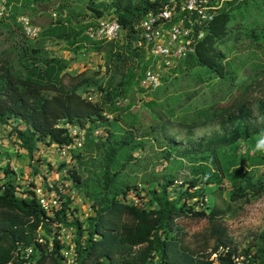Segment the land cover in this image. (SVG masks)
I'll return each mask as SVG.
<instances>
[{
	"label": "trees",
	"instance_id": "trees-1",
	"mask_svg": "<svg viewBox=\"0 0 264 264\" xmlns=\"http://www.w3.org/2000/svg\"><path fill=\"white\" fill-rule=\"evenodd\" d=\"M38 1L33 15L37 19L44 17L49 23L45 24L38 36L31 40H37L40 35H43L58 43L65 42L77 52L84 49L85 40L89 41L96 50L101 44L111 41L91 40L85 31L89 27H94L97 22L78 19L86 12H90L94 19L101 17L103 12L100 7L104 6L105 2L99 0ZM72 1L80 4L77 5L79 10L76 11L73 8L62 10L66 3ZM165 1L167 0H150L147 2V8L145 6L137 8L132 1L128 0L123 6L113 8L110 19H115L120 24L121 36L127 43H135V46L128 44L129 51L134 55L139 56L144 48L148 51L147 45L141 42L137 26L139 20L147 10ZM208 1L212 5H218L217 0ZM249 2L250 0L224 1L217 7L211 19L203 22L201 26L193 27V51L181 58L184 59L185 69L198 67L200 74L206 72L208 75L230 78L226 72L228 65L225 63L223 47H226L229 42H235L241 36L254 42L260 38L264 39V12L261 10L263 18L260 19L258 15H255L254 23H250L247 20ZM260 2L264 4V0ZM56 3H58L55 7L57 14L52 20L48 12L49 8ZM182 3L176 2L174 7L180 9ZM31 24L36 25L34 20ZM137 43H140V46ZM12 51H16L15 46H12ZM22 51L19 50L20 60L17 63L0 57V125L7 129L11 144L30 162L35 158L41 144L48 146L69 144L72 141L69 127L84 128V140L88 138L99 143L101 139L109 141L103 155L104 188L106 189L116 176V172L111 173L110 168L122 149L134 150L141 147L139 142L141 136H137L135 130L142 128L143 116L138 118L136 123L131 120L127 122L123 136L118 139H114L113 131L109 128L104 127V131H98L95 127L99 122H103L104 125L110 122L109 119L107 120L106 110L108 114H113L119 110L125 113L131 108L126 98L134 84L139 83L145 89L155 90L162 84L161 76V84L155 89L141 85L144 71L150 66L145 67L142 73L132 67L126 74L119 70L118 75L116 70L105 79L96 78L98 73H95L94 81L87 75L86 70L71 72L70 61L64 56H49L42 62H36L26 59ZM127 65L129 62L123 67ZM195 81L201 82L199 79ZM91 88L99 97L96 101L83 95V93L89 94ZM192 91L190 94H185L184 101L188 102L197 92V90ZM146 105L151 106L150 109L156 108V103L153 101H148ZM176 107L181 108V103L176 104ZM257 110L262 118L258 124L249 121L251 111L241 98H234L224 105L213 104L204 110H199L189 121L178 122L179 127L185 128L189 133L185 146L179 132L172 134L169 131L170 125L166 115L157 112L153 119L157 123L158 131H152L154 128H150L152 139L162 150L164 157L168 158L175 153L191 161L188 186L182 191L179 190L172 199L167 193L168 187L174 183L172 179L164 183L159 190L147 188L148 207L121 201L130 188L121 190L120 200L114 197L108 200L104 195L105 202L96 210L91 202L93 214L85 218L86 222L84 220L80 222L76 218L68 221V224L74 226L76 231L74 242L77 264H84V260L94 253L95 264L119 262L144 264L150 253L159 254L165 264H211L207 257L219 246L229 248L228 253L220 258L219 264H230L229 254L236 252L237 247L228 244L226 229L218 223L219 209L212 207L205 212L204 188L211 185L219 186L223 180H226L231 200L246 198L247 195L254 198L264 196V173L260 172V166L264 163L263 159H256L257 162H262L258 166V174L251 169L239 172L240 169L236 167L233 160L222 161L229 156V149L241 141L252 139L264 129V100L257 101ZM137 111L135 109L132 113L136 114ZM164 120V123H159ZM208 123L220 124L221 131L212 132L196 142L191 141L193 129ZM78 150H72L71 155L76 154ZM76 157V155L72 156V158ZM130 157L131 155H128L127 159ZM192 160L198 161V164L194 166ZM65 167L75 185L79 183L76 172L66 166L65 161L57 166L59 171ZM3 171L7 177L11 173V168L5 165ZM32 173L39 175L42 179L47 177V174L41 175L42 172H37L35 168ZM18 183L21 185L17 182L14 173L0 182V264L10 262L16 244L33 246L31 254L34 259L33 264H44L49 260L52 264H61L58 242H53L52 251L47 250V237L52 234V229L44 221V212L38 207L30 188L25 187L24 192L19 193ZM136 187L134 185L131 188ZM20 190L22 191L21 188ZM191 199H193V205H198L197 210L192 207L186 208L181 203ZM67 209L68 203H65L57 215L65 223H67L65 215ZM122 214L130 218L128 223L119 227L111 224L112 220L118 219ZM186 216L204 218L209 223L207 238L209 240L215 238L209 252L199 254L182 245L180 228L175 227V220ZM39 229L43 232L41 240H37ZM249 251L253 252L257 264H264V228L257 234L256 243L244 248L241 252ZM99 258L102 260H98Z\"/></svg>",
	"mask_w": 264,
	"mask_h": 264
},
{
	"label": "rangeland",
	"instance_id": "rangeland-1",
	"mask_svg": "<svg viewBox=\"0 0 264 264\" xmlns=\"http://www.w3.org/2000/svg\"><path fill=\"white\" fill-rule=\"evenodd\" d=\"M99 1L105 2V5L100 7L103 12L101 17L94 19L90 12H86L78 19L83 21L94 20L95 23L100 18L110 19L113 15V8L123 6L128 0ZM130 1L137 8L143 6L147 8V2L150 0ZM175 1L182 3L183 0ZM37 2L39 1L5 0L10 13H8L9 16L6 15L4 19L0 20V57L2 59H10L14 63L19 62V50H23L26 59L35 60L36 62H42L49 56H64L70 61L69 69L71 72L86 70L87 75L94 81L95 73H98L96 78L105 79L116 70L118 75L119 70L126 74L131 67L142 73L145 67L150 66L159 71L161 76L162 84L155 90L145 89L139 83L134 84L126 98L127 102H130L131 108L125 113L123 110H119L113 114H108L109 112L106 110L105 114L110 122L105 125L103 122H99L95 127L98 131H104V127L109 128L113 131L114 139H118L123 136L127 122L131 120L136 123L138 118L143 116L142 128L135 130L136 135L141 136L139 140L141 147L134 150L132 148L122 149L110 168V172H116V176L106 189L104 188L105 164L103 155L109 141L101 139L99 143L85 138L78 152L70 155L65 161L66 166L74 170L79 177V183H76L79 190L77 186L75 190H78L79 194L76 193V195H79L82 204H91L92 202L96 210L101 208V205L105 202L104 195L108 200L112 197L120 200L121 190H127L139 184L141 187L138 195L131 199L138 200L137 204L140 206L148 207L149 195L146 193L147 188L159 190L164 183L172 179L174 183L167 189L168 197L172 199L179 190L182 191L188 186L191 175L189 171L192 167L191 161L187 157L181 158L175 153H172L168 158L164 157L162 150L157 147V143L152 139L150 128H154L152 131L157 130V123L153 119L157 112L166 115L165 117L168 118L170 125L169 131L172 134L180 133L183 138V146L186 144L189 133L185 128L179 127L178 122L181 120L189 121L194 118L197 111L204 110L213 104L224 105L234 98H241L251 111L249 121L255 124L261 121L262 118L257 110V101L264 100V39L260 38L254 42L241 36L238 39L236 38L235 42H229L226 47H223L226 56L225 63L228 65L226 72L230 75V78L226 79L224 76L208 75L206 72L200 74L198 67L185 69L183 66L184 59L177 60L171 67H165L160 61L150 57L144 47L143 52L136 56L129 51L128 45L135 46V43H127L121 36V32L113 40L101 44L98 50L89 41L85 40L84 49L82 48L78 52L74 48H70L65 42L58 43L43 35H40L37 40L24 38L20 25L16 20L17 16L24 14L29 16L31 21L34 20L37 25L35 26L41 30L45 24L49 23L48 20L42 17L43 15H41L42 19H37L33 15ZM57 4L49 8L48 13L52 20L55 18L53 16L57 14L55 9ZM77 5L80 4L72 1L66 3L62 10L73 8L77 11L79 10ZM247 8V20L250 23H254L255 15H258L260 19L263 18L261 10L264 12V4L260 0H250ZM12 46L16 47V51H12ZM123 58L126 59L123 60ZM128 62L129 65L123 67ZM197 79L201 82L196 83L195 80ZM192 90H197L196 94L188 102L184 101L185 94H190ZM89 92V94L83 93V95H87L93 101L99 99L92 88ZM119 101L121 100L119 99ZM148 101L156 103V108L150 109L151 106L146 105ZM179 103L182 107L175 108V105ZM135 109L138 110L137 115L132 113ZM164 122L165 120L163 122L159 121V123ZM219 131H221L220 124L208 123L193 129L191 141L196 142L203 136ZM40 149L43 150V153L37 155V152L35 158L32 159L36 164H38L39 159H45L43 154L56 153L54 144L50 146L41 144ZM73 155L77 157L72 158ZM128 155H131L130 159H127ZM256 159L264 160V129L254 135L252 139L241 141L238 145L229 149V156L222 161L233 160L236 167L240 169L239 172L251 169L258 174V166L262 162H257ZM32 160L29 162V159L25 158L22 152L17 151L11 144L10 138L7 136V129H5V132L0 135V182L13 173L17 182L28 178L31 174L36 178L39 177V175L33 174L31 170L30 172L27 171V164L31 163ZM252 160L254 161L252 162ZM42 163L45 165L44 169H47L43 173H48L47 177L55 179L58 175L57 163L52 161ZM192 163L196 166L198 161L192 160ZM5 165L11 168V173L7 177H5L3 171ZM22 187L23 185L19 184V193L21 194L24 192V189L20 190ZM228 189L229 185L226 180H223L219 186H205L204 210L208 212L212 207L219 209L218 223L226 229V235L229 238L228 244L235 245L237 250L243 251L244 248L256 243L257 234L264 228V196L254 198L247 195L246 198L231 200ZM247 198L249 200H246ZM181 203L186 208L192 207L194 210L199 208L198 205H193V199L187 202L181 201ZM82 210V207L79 208V211ZM82 218L86 222L85 214ZM129 221L130 218L122 214L118 219L112 220L111 224L119 227ZM208 226L209 223L204 218L186 216L175 220V227L180 228L182 245L188 250L199 252V254L209 252L215 241V238L210 240L207 238ZM50 261H46L44 264H52Z\"/></svg>",
	"mask_w": 264,
	"mask_h": 264
},
{
	"label": "built area",
	"instance_id": "built-area-1",
	"mask_svg": "<svg viewBox=\"0 0 264 264\" xmlns=\"http://www.w3.org/2000/svg\"><path fill=\"white\" fill-rule=\"evenodd\" d=\"M224 1L217 0L218 5H212L208 0H185L180 9H176L175 0H167L154 8L147 10L138 23L142 44L147 45L148 53L152 58L160 61L165 67H171L173 64L184 58L193 51V27L201 26L203 22L211 19L218 6ZM9 9L5 0H0V19L9 15ZM21 31L26 38L34 39L38 36L40 29L31 24L28 16L21 15L17 17ZM120 24L115 19L100 18L94 27L86 29L85 33L91 40H112L120 32ZM200 37V35H198ZM140 46V43H137ZM161 84L159 71L148 67L143 74L141 85L155 89ZM72 141L69 144L56 145V156L60 162L66 161L71 155V151L79 149L83 145L85 129L78 127H69ZM5 132V128L0 125V135ZM58 166V165H57ZM260 172L264 173V163L260 166ZM45 174V173H44ZM55 179L34 175L22 179L23 187L32 190L37 201L38 207L44 212V221L47 222L52 234L47 238V250H53V242H58V255L61 264H77V251L75 246L76 231L74 226H70L68 221L78 219L83 221V214L90 216L93 214L91 204H82L77 189L75 190L74 181L67 174V168L57 171ZM138 184L136 188H130L126 195L121 198L125 203L137 204L136 193L140 189ZM79 194V193H78ZM68 203V209L65 213L67 223L60 220L57 215L61 207ZM83 208L79 211V208ZM74 209V210H73ZM73 210V211H72ZM58 219H57V218ZM43 235L41 229L38 230L37 240H41ZM229 251L228 246H219L212 251L207 259L211 264H219L220 258L225 256ZM33 246H24L16 244L13 250V256L7 264H33L32 258ZM230 264H257L252 251L242 253L237 250L229 254ZM109 264V263H108ZM117 264H137L124 263ZM144 264H165L163 260L156 258L150 253Z\"/></svg>",
	"mask_w": 264,
	"mask_h": 264
},
{
	"label": "crops",
	"instance_id": "crops-1",
	"mask_svg": "<svg viewBox=\"0 0 264 264\" xmlns=\"http://www.w3.org/2000/svg\"><path fill=\"white\" fill-rule=\"evenodd\" d=\"M39 153H43V150L42 149H40V147H39V150H38V153H37V155H40ZM43 156H44V158L45 159H39L38 160V164H36L35 163V161H33L32 160V162L31 163H28L27 165H28V170L27 171H29L30 172V170H31V172L33 171V169L35 168L36 170H37V172H39V173H43V171H47V169H44L45 168V165L42 163V162H49V161H52L53 163H57L56 165H59L61 162H60V160H59V158L56 156V154H54V153H51V154H43ZM26 158V157H25ZM43 164V165H42ZM25 172V171H24ZM45 174H47V176L49 175L48 173H45ZM32 175V174H31ZM50 178V177H49ZM20 183L22 184V180L20 181ZM75 187H76V185H75ZM77 189H78V187H77ZM79 190V189H78ZM122 201V200H121ZM91 205H92V203H91ZM84 220V219H83ZM85 225V224H84ZM84 234H85V232H84ZM153 255L156 257V258H159V259H161V260H163L160 256H159V254H155V253H153ZM98 260H102L101 258H99ZM84 264H95V253L94 254H92V256L91 257H89V258H87V259H85L84 260Z\"/></svg>",
	"mask_w": 264,
	"mask_h": 264
},
{
	"label": "clouds",
	"instance_id": "clouds-1",
	"mask_svg": "<svg viewBox=\"0 0 264 264\" xmlns=\"http://www.w3.org/2000/svg\"><path fill=\"white\" fill-rule=\"evenodd\" d=\"M9 16V15H8ZM2 19H4V18H2ZM1 20V19H0Z\"/></svg>",
	"mask_w": 264,
	"mask_h": 264
}]
</instances>
